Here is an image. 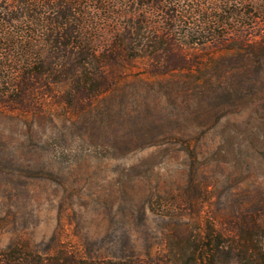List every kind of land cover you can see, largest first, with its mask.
Segmentation results:
<instances>
[{
  "label": "trees",
  "instance_id": "obj_1",
  "mask_svg": "<svg viewBox=\"0 0 264 264\" xmlns=\"http://www.w3.org/2000/svg\"><path fill=\"white\" fill-rule=\"evenodd\" d=\"M130 86L159 88L179 124L264 108V0H0V114L45 116L56 103L108 125L122 103L145 110L132 122L164 118ZM251 203L195 231L174 226L147 260L10 245L0 264H264V207Z\"/></svg>",
  "mask_w": 264,
  "mask_h": 264
},
{
  "label": "rangeland",
  "instance_id": "obj_2",
  "mask_svg": "<svg viewBox=\"0 0 264 264\" xmlns=\"http://www.w3.org/2000/svg\"><path fill=\"white\" fill-rule=\"evenodd\" d=\"M129 90L164 118L132 122L145 110L122 103L108 125L56 103L45 116L0 114V254L67 245L147 260L164 253L174 226L195 231L214 213L264 207V108L179 124L159 88Z\"/></svg>",
  "mask_w": 264,
  "mask_h": 264
}]
</instances>
